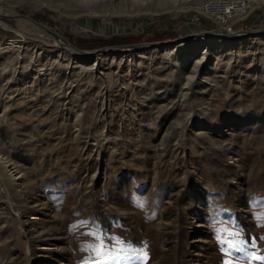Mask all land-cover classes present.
I'll use <instances>...</instances> for the list:
<instances>
[{"label": "rangeland", "instance_id": "rangeland-1", "mask_svg": "<svg viewBox=\"0 0 264 264\" xmlns=\"http://www.w3.org/2000/svg\"><path fill=\"white\" fill-rule=\"evenodd\" d=\"M12 1L0 0L6 13L11 5L21 14L31 4L49 5L32 18L78 49L123 52L100 54L114 59L111 78L37 63L15 74L19 64L0 59V139L13 147L24 172L0 169V264H89L93 224L109 245L119 238L146 248V264H248L244 249L253 241L264 255V34L244 33L264 29V0L235 25L242 35L236 41L245 42L240 51L213 54L198 72L159 57L152 79L143 75L144 64L136 65V78L116 64L128 53L141 56L133 44L175 40L217 24L197 9L176 18L134 10L151 12L168 0ZM185 1L202 2L177 3ZM91 8L106 13L92 15ZM110 9L139 15L101 18ZM15 19L0 16L1 52V40L21 39ZM27 36L34 41L35 33ZM44 38L48 49L64 50L54 35ZM221 228L239 230L244 243L222 248ZM122 251L117 244L111 255ZM96 259L105 257L91 264Z\"/></svg>", "mask_w": 264, "mask_h": 264}, {"label": "bare ground", "instance_id": "bare-ground-1", "mask_svg": "<svg viewBox=\"0 0 264 264\" xmlns=\"http://www.w3.org/2000/svg\"><path fill=\"white\" fill-rule=\"evenodd\" d=\"M22 1H24V0H22ZM249 1L251 2L252 9L255 6V4L256 5L259 4V6H260L263 2L262 0H249ZM12 2H14L15 4H20L21 1L13 0ZM160 2L161 3L158 5L159 8H157L155 10L150 9L151 12H149V9H146V8L134 9V10L139 11V12L145 10L144 14L149 13L151 15H156L157 13L163 11V12L169 13L173 18H176L180 14H182L183 11L190 10V9H197V11H198V10H200V7H201L200 3H195V5H191L194 3H188V1L187 2L185 1L187 3L185 6H180L177 3V0H168L167 2H164V4H162L163 1H160ZM158 3L159 2H157L156 4H158ZM50 5L53 6L52 4H50ZM48 6H43L42 3H40V4L36 3V5L31 4V6H30L31 11L27 14H21V10L19 9V6H16V5H11L7 8V10H9V13H6L3 10L5 6H0V16H4L5 18L7 16H9L10 14L16 16L15 20L17 21V24H18L19 29H20V32L19 31L18 32L21 34V39H12V40L4 39V40H1V43L3 44V50H2V52L0 51V59L6 58L8 60L9 58H12V60L14 61V63H13L14 65L19 64V67L22 70L19 71L18 66H15V68L13 70V73L15 72V74L19 73V72H23V70L26 67H32L33 66L32 63H34V64L37 63L38 64L37 68H39V66L40 67H49V66H53V65L63 66L66 68V71H69V74L73 73V76L78 72L77 69H79L80 75L81 74H89L91 76H94V74L96 72L101 71V73H100L101 75L99 74L101 77L111 78L113 76V71H110V70L112 69V67L114 65V59L111 60V62H110V60H108V57L96 56L94 61L92 63H89L87 61V59H89V58L87 56H83L80 60H76L77 58L74 60V59H72L73 54H75L74 51L72 49L68 48L67 45L62 44L60 42V40H58V39L56 40L57 45H60L61 48L64 50H61L59 48H55V49L50 50V49H48V47L44 46L45 43L44 44L42 43L43 40H45L44 37L45 36L51 37V34H48L49 30H48V32H46V29H48L50 27L48 25H46L45 23L37 22V21L35 22V20L32 18V14H34L38 10H42L43 8L48 7ZM58 9L55 13L56 19H61L62 12H60ZM91 9H94L93 10L94 12L90 13L92 15H94L93 13H96L98 11L100 13L101 12L106 13L105 9L104 10L100 9V8L99 9L91 8ZM85 10L89 11V9H85ZM134 10H129V9L128 10H119L117 12L115 10L110 9L109 14H104V16H101V18L105 17V15H106V18L112 20L113 19L112 16L118 14V15H124V17L130 19V18L135 17L136 15H139V13H137ZM92 15H91V17H93ZM76 17L77 16H73L71 19L74 20V19H82L83 18V17H80V18L79 17L76 18ZM73 20H71V21H73ZM101 21H103V20L101 19ZM215 32L226 33L227 35H228V33H230V34H229V36H224L222 38L221 37L216 38V39L215 38H211V39L207 38L206 41L204 39L200 38V39L195 40L193 43L181 42V44L174 46V48L172 46L170 47L169 45L168 46L166 45L163 48H161L160 46H156L157 48L154 47L155 49H152L150 46L149 47L144 46L143 48L139 49V50H141V53H140L141 56L139 58H137L136 56L133 57L132 54H134V53L125 54V55H123V57L120 60H118L119 62L116 64V67L119 70H121V68H125V70H127L126 75L134 76L136 78V73L134 74L136 65L138 66V65L144 64V66L146 65V70L143 73V75L146 76L147 78L152 79L151 75L156 74L157 69H158L156 67L155 70H153V64L156 61H160V60H158L159 57L161 58L162 61L164 60V61H166V63H170L171 65L172 64L180 65L179 66L180 68L182 65L185 67L186 65L191 64V66H192L191 72H195V71H197V69L200 68V66L203 64V62H205L207 59H209L210 56H212L213 54L217 55V56L218 55H225L227 57V54L230 55L234 51H238V50L240 51L241 47H244L243 45L245 42L236 41L238 38L242 37V35H240V34L236 35V31L235 32H223L221 29L217 28ZM28 33H35L34 41L29 42L30 37L27 36ZM45 42H46V40H45ZM189 45L194 48L192 52L197 53L199 51V54L197 56L194 57V56H192V54L188 55L187 47H189ZM7 47L12 48L11 50L9 49L10 50V56H8L6 53H4V48H7ZM171 48H173V50H171ZM114 52L120 53V55H121L123 51L118 50V51H114ZM114 52L111 55L117 56V54ZM162 52H164V53H162ZM108 53L110 54L111 52H108ZM114 56L112 58H114ZM76 57H77V55H76ZM220 58H222V57H220ZM219 60H217L218 62H217V64H215L216 66L218 64H220ZM73 63H79V64L74 65ZM88 64H91V65H88ZM167 67L169 68V70L171 69V71H173V68H171L169 66H167ZM48 69L50 70L51 68H48ZM26 70H28V68H26ZM75 70H77V71H75ZM73 71H75V72H73ZM158 72H159V70H158ZM77 74H76V76H77ZM51 75H55V73L51 74ZM66 75H67V73L64 75L65 78H66ZM38 78H40V77H38ZM120 78H121V80L123 79L122 77H120ZM34 79L37 80L36 78H34ZM1 88H3V87H1ZM106 91H107V89L103 90V95L105 94ZM104 101H105V98H104ZM77 121H79V120H77ZM80 122H82V121H80ZM0 146H3V148L0 149V169L3 172H5L7 167H12V168L16 169L19 174L21 173L20 175H24L22 167H20L17 164L18 161H16V159L14 157L15 156L14 154L16 152L11 151V148H13V147H11V145H7V143L2 141L1 139H0ZM33 184H35V181L33 182ZM27 201L28 200H24V202L29 203ZM33 202H35V201H33Z\"/></svg>", "mask_w": 264, "mask_h": 264}, {"label": "snow or ice", "instance_id": "snow-or-ice-1", "mask_svg": "<svg viewBox=\"0 0 264 264\" xmlns=\"http://www.w3.org/2000/svg\"><path fill=\"white\" fill-rule=\"evenodd\" d=\"M218 240L221 246L228 247L229 251L238 248L243 241L239 239V230L229 232L228 229H218ZM223 233V235H221ZM93 240L89 243L92 255L88 258L89 264L97 256L105 257V259H96L95 264H146L147 251L146 248H134L131 244H125L119 241V238H113V244L107 243L109 237L98 225L93 224L91 229ZM117 244L122 248V253L116 256L111 254L116 250ZM247 255L248 264H264V255L256 254L255 242L253 241L250 248L244 249ZM227 264H240L239 261H228Z\"/></svg>", "mask_w": 264, "mask_h": 264}, {"label": "water", "instance_id": "water-1", "mask_svg": "<svg viewBox=\"0 0 264 264\" xmlns=\"http://www.w3.org/2000/svg\"><path fill=\"white\" fill-rule=\"evenodd\" d=\"M47 30H49V33L54 35L56 37V39L60 40V42L64 45H67V46H70L75 52L76 54H73V58L72 59H76V60H80L82 57L81 56H87L89 59H87V61L89 63H92L95 59V57L98 55V56H101L100 54L102 53H106V52H111L110 53V57H111V54L114 52V51H118L116 49H111L110 47H102V48H99V49H95V50H82V49H78L76 48L75 46H73L66 38H64L63 36H61L60 34L54 32L52 29L48 28ZM216 29L214 30H207V31H201L199 33H196V34H192V35H185V36H182L180 38H177L175 40H170V41H156V42H145V43H136V44H133L132 46L135 47V48H143L144 46H152V47H155V46H160L161 48L165 47L166 45L168 46H176L177 44H181V42L183 41H188V43H193L195 40L199 39V37H201V39H204L206 41V38H217V37H224V36H229V34L227 35L226 33H219V32H215ZM224 32V31H223ZM244 33L246 35H255V34H264V29H259V30H245ZM205 36V37H204ZM198 37V38H196ZM193 47L189 45V47H187V50H188V55H191L192 56H197L199 54V51L197 53H194L192 52L193 50ZM116 53V52H114ZM117 56H120V53H116ZM77 55V57H76ZM214 58L211 59L210 63L213 61ZM190 65H187V68L189 67L190 68ZM203 68V67H202Z\"/></svg>", "mask_w": 264, "mask_h": 264}, {"label": "built area", "instance_id": "built-area-1", "mask_svg": "<svg viewBox=\"0 0 264 264\" xmlns=\"http://www.w3.org/2000/svg\"><path fill=\"white\" fill-rule=\"evenodd\" d=\"M251 11L249 0H202L198 12L215 22L216 29L235 32L236 23L246 18Z\"/></svg>", "mask_w": 264, "mask_h": 264}]
</instances>
